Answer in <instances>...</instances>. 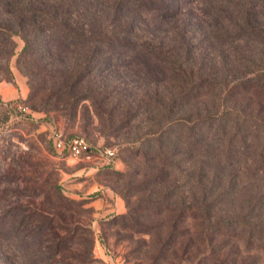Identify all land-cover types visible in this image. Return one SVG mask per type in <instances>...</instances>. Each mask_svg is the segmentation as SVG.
Masks as SVG:
<instances>
[{
  "label": "rangeland",
  "instance_id": "rangeland-1",
  "mask_svg": "<svg viewBox=\"0 0 264 264\" xmlns=\"http://www.w3.org/2000/svg\"><path fill=\"white\" fill-rule=\"evenodd\" d=\"M13 39V49L0 40V264H264V225L252 227L264 222V134L228 113L243 100H219L217 90L190 96L186 117L195 130L201 125L197 132L176 124L164 134L158 105L147 101L151 74L132 69L119 79L126 95L111 99L94 91L102 79L103 88L99 76L88 86L58 92L50 80L34 91L30 72H39L37 82L50 76L26 65L25 41ZM76 59L56 61L58 88ZM117 80L115 73L105 83ZM132 99L145 104L133 119L120 109ZM204 102L234 133L231 144L214 118L215 134L198 121ZM56 129L115 149V163L58 155Z\"/></svg>",
  "mask_w": 264,
  "mask_h": 264
},
{
  "label": "trees",
  "instance_id": "trees-1",
  "mask_svg": "<svg viewBox=\"0 0 264 264\" xmlns=\"http://www.w3.org/2000/svg\"><path fill=\"white\" fill-rule=\"evenodd\" d=\"M15 35L25 41L21 58L26 65L46 69L50 76L37 82L33 78H39V72H30L34 91L44 90L39 85L50 80L58 92L67 86H88L91 78L99 76L106 79L103 88L102 79L94 91L107 92L105 98L111 99L113 94L126 95L119 79L139 70L151 74L143 79L153 91L147 101L158 105L164 134L167 127L197 123L186 117L188 98L208 97L213 90L219 100H243L228 113L254 120L251 127L264 134V0H0V40L13 49ZM71 57L77 59L65 68L63 87L58 88L53 66L58 61L65 67ZM115 73L117 86L106 85L107 77ZM172 83L179 84L175 90L169 88ZM246 96L253 100L245 102ZM255 98L260 101L249 109ZM205 103L200 109L205 107L207 114L198 121L207 126V133L215 134L220 129H212L214 118L231 144L234 133L229 137L231 131L222 118L216 119L219 116ZM144 105L132 99L120 109L133 119L139 113L132 111L139 112L137 108ZM198 126L189 127V134ZM5 220H0V231H5ZM215 230L222 232L217 226Z\"/></svg>",
  "mask_w": 264,
  "mask_h": 264
},
{
  "label": "built area",
  "instance_id": "built-area-1",
  "mask_svg": "<svg viewBox=\"0 0 264 264\" xmlns=\"http://www.w3.org/2000/svg\"><path fill=\"white\" fill-rule=\"evenodd\" d=\"M21 111H28V106H19ZM54 149L63 157L71 156L81 161L92 162L95 165H113L117 159L115 149L93 145L85 136L65 135L56 129L51 134Z\"/></svg>",
  "mask_w": 264,
  "mask_h": 264
}]
</instances>
